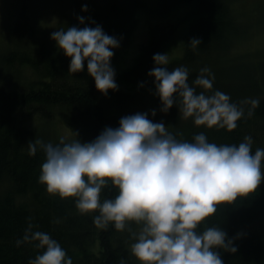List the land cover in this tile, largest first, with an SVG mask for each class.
I'll list each match as a JSON object with an SVG mask.
<instances>
[{
    "label": "trees",
    "instance_id": "obj_1",
    "mask_svg": "<svg viewBox=\"0 0 264 264\" xmlns=\"http://www.w3.org/2000/svg\"><path fill=\"white\" fill-rule=\"evenodd\" d=\"M234 1L166 0L164 3L165 12L182 6V19L191 18L182 36V54L169 63V70L186 66L192 81L202 67L216 68L213 90L229 94L235 102L259 97L260 104L254 114L247 116L246 111L237 128L231 131L197 126L192 118L184 119L175 104L167 113L161 111L162 102L156 91L151 104L144 100L141 87L147 78H142L155 66L154 54L166 48L174 31L171 27L176 28L175 23L181 18L150 29V40L141 45L135 64L122 74L116 72L118 90L109 89L107 95L97 89L86 62L83 71L70 72L71 58L63 50L51 49L48 41L33 39L0 53V264H28L30 257L43 251L35 248L34 242L16 244L30 222L33 230L48 232L56 239L72 257L73 264H120L121 258L126 264H139L131 253L134 237L128 229L117 230L111 223L107 228L96 226L93 216L98 213L81 214L74 197L51 194L39 182L45 154L38 150L30 155L28 142L46 138V143H58L59 139L42 136L39 133L42 127L25 124L32 116L53 122L59 117L73 133L68 140L79 138L87 142L106 126L118 127L125 115L148 112L150 119L163 121L182 140L191 141L196 133L205 132L210 142L238 144L251 135L252 151L264 148V61L247 62L245 57L252 52L237 53L236 46L246 31L234 9ZM85 4L87 11L81 14L86 18L85 23L94 27V20L119 39L120 46L113 49V57L134 32L138 11L153 8L149 0H89ZM79 23L84 26L80 20L74 24ZM193 37L201 39L195 50L190 45ZM113 57L111 64L116 71ZM235 60L241 62L234 64ZM138 105L142 106L135 108ZM152 109H156L155 116ZM117 191L109 185L101 198L114 197ZM213 225L223 228L237 248L236 252L217 249L224 264H264V182L255 193L218 206L217 212L203 222L201 230ZM132 228L138 230L134 223Z\"/></svg>",
    "mask_w": 264,
    "mask_h": 264
},
{
    "label": "clouds",
    "instance_id": "obj_2",
    "mask_svg": "<svg viewBox=\"0 0 264 264\" xmlns=\"http://www.w3.org/2000/svg\"><path fill=\"white\" fill-rule=\"evenodd\" d=\"M87 7L82 6L84 11ZM78 19L83 27H61L51 34L71 58L69 71H83L86 62L98 90L105 95L109 89L118 90L111 60L119 39L94 20L92 27L84 16ZM200 44V38L190 41L194 50ZM153 59L149 75L155 77L165 113L175 104L183 118H192L197 126L231 131L246 111L252 116L260 104L259 97L235 102L229 94L213 90L215 74L208 66L189 81L186 66L169 70L168 53L157 52ZM151 112L156 115V109ZM252 144L251 135L238 144H218L205 132L182 140L163 121L150 119L148 112L121 117L118 127L106 126L92 141L61 136L58 143L28 142L30 155L38 150L45 154L38 179L47 191L74 197L81 214L98 213L93 222L100 228L111 223L117 230L128 229L134 237L131 253L141 264H224L217 249L237 251L223 228L201 226L218 206L255 193L264 181V148L253 152ZM109 185L117 194L102 199ZM25 242L43 250L28 264H73L66 249L48 232L33 230L31 222L16 240L17 246ZM120 264H126L124 258Z\"/></svg>",
    "mask_w": 264,
    "mask_h": 264
},
{
    "label": "rangeland",
    "instance_id": "obj_3",
    "mask_svg": "<svg viewBox=\"0 0 264 264\" xmlns=\"http://www.w3.org/2000/svg\"><path fill=\"white\" fill-rule=\"evenodd\" d=\"M88 1L0 0V53L3 50L18 47L33 39L48 41L51 49L62 50L52 38V32L57 31L61 27L65 29L69 26L81 27L80 23H74L79 20L78 16L83 13L82 6ZM165 1L149 0V3L153 4L152 10H149V8L138 11L139 16L134 32L126 44L118 50L117 55L113 57V59L115 58L117 73L121 72L122 74L124 70L126 71L135 64V57L139 55L141 45L147 44L150 40L151 28L155 29L156 25L169 23V21H174L175 18L181 19L176 21V28L171 27L174 30L171 34V39L166 42V48H162L160 53H168L169 63L182 54L184 42V37L182 36H184V28L190 25L191 18L182 19L184 14L181 13L184 8L182 6L165 12ZM234 9L241 20L242 27L246 31V36L236 46L237 53L247 54L252 52L245 57L247 62L255 61L259 63L264 61V0H235ZM173 40L175 41L172 42ZM239 62L241 61L235 60L234 64ZM214 69L216 68H211L212 72ZM24 73L21 72V74ZM147 75L142 78L147 79L142 82L143 86L141 88L143 91L141 90V92L144 93L143 96L146 103L151 104L153 92L156 91L155 77L150 76L149 73ZM10 76L12 75L10 74ZM13 77H16V74H13ZM121 85L124 89H128L126 83ZM125 105L131 106L129 103ZM141 106L138 105L135 108ZM25 124L31 126V128L42 127V131H38L45 137L51 136L57 139L61 136L67 139L73 137L70 128L59 117H55L53 122L39 116H32L26 120ZM42 140L48 141L46 138H42ZM139 264H141L140 261Z\"/></svg>",
    "mask_w": 264,
    "mask_h": 264
},
{
    "label": "bare ground",
    "instance_id": "obj_4",
    "mask_svg": "<svg viewBox=\"0 0 264 264\" xmlns=\"http://www.w3.org/2000/svg\"><path fill=\"white\" fill-rule=\"evenodd\" d=\"M36 117V116H35Z\"/></svg>",
    "mask_w": 264,
    "mask_h": 264
}]
</instances>
